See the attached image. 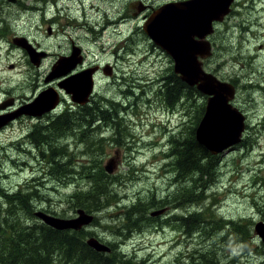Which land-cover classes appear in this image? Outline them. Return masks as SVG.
Instances as JSON below:
<instances>
[{"label":"flooded vegetation","instance_id":"obj_1","mask_svg":"<svg viewBox=\"0 0 264 264\" xmlns=\"http://www.w3.org/2000/svg\"><path fill=\"white\" fill-rule=\"evenodd\" d=\"M97 1L17 0L14 3L8 0L0 1V6L6 7L3 11L8 16V19L0 18V27L5 26L2 22L7 24L6 32H0V47L1 43H7L9 58L15 54V50L22 55V61L19 63L9 60L8 68L16 72L27 65L29 69H34L33 75L37 76L32 81L24 77L18 84L1 86L0 115L9 116L10 123L0 129V135L9 130L12 137L11 145L0 142V148L7 150L4 160L0 159V165L2 162H16L10 150L18 148L14 146L17 144H23V149L38 148L41 153L44 148L53 145H62L68 149V145L61 142L67 136H75L81 141L86 137L90 142V153L86 161L89 169L82 170L80 167L82 163H75L78 165L75 168L77 174L88 178L91 188V180L96 171V168L92 167L100 164L106 173L114 175L113 181L118 184L121 175L115 174L117 169L110 173L105 166L112 160L118 168L121 156L117 151L103 164L106 148L112 146L126 148L127 152L124 154L126 161H136L139 153H143L144 147L150 149L154 144L160 148L171 128L164 127L163 137L156 143H148L149 139H152L151 128L155 127V122L146 126L142 123L140 130H146L148 134L132 147L137 136V128L133 127L130 121V125H127L128 114L141 113L148 119L154 118L157 117L161 104L164 112L177 110L182 114V118L185 116V108L180 104L176 109L172 106L169 108L161 100V86L167 83L168 78L174 81L173 73H176L174 61L165 49L148 36L145 27L153 20L160 7L191 3L194 0ZM225 1L229 3L227 11L219 20L214 21V31L207 37V39L215 37L216 76L220 81L231 83L235 87V98L243 82L248 83L243 86L246 85L254 92L264 93L263 81L252 82L255 79L259 80L260 77L264 80V0ZM101 3L108 7L102 6ZM16 11H19L18 17L13 15ZM11 16L15 18L9 19ZM111 24L113 25L110 26ZM17 37H24L32 50L38 53L39 58L33 60L27 49L17 46L14 43ZM153 55L157 57L152 59ZM145 56L149 61H144ZM203 62L205 63L204 60ZM148 66L153 69L154 75L147 73L150 71ZM225 71L231 73L225 74ZM177 75L181 78L180 74ZM82 79H85L86 83L89 81L93 83L91 93L84 104L75 102L72 94L66 89V86L71 85L82 86L79 84ZM107 83L117 87L115 94L109 95L107 89L103 90ZM49 89L58 97L51 111L41 115L22 112L21 108L32 103ZM122 96L125 100L119 99ZM146 98L156 104L161 103L154 105ZM140 99L145 106L141 111L138 109ZM129 101L132 103L130 107L127 105ZM231 104L234 107L238 106V103L234 105L232 101ZM252 113L253 115H248L247 119L253 124L247 123L248 127L243 131L237 148L245 147L244 139L251 145L245 138L247 131L250 130V133L256 135L252 139L254 140L252 148L258 147L256 137L260 127H264V111L260 112L256 107L252 109ZM244 115L246 124V114ZM184 123L183 121L180 127L173 129L174 132L181 130ZM52 124L64 131H55L49 135L40 133ZM16 129L25 130L24 134L20 137L13 136ZM77 131L83 132L81 137ZM173 134L168 137L166 150L162 151V155L155 153L153 156L164 163L163 169L166 170L165 176L168 179L166 188L152 193L139 191L135 196H130L129 193V196H123L125 192L119 195L118 199H112L104 210L119 208L121 211L120 223L109 225L116 238H103L92 227L91 230L84 227L83 231L92 233L85 241L96 236L108 246L110 244L111 249L112 244L120 248L121 244L140 245L137 240H142L146 236L144 232L149 229L156 237L160 236L159 244L166 247L160 249L159 254L164 252L162 257L169 258L167 264H264V200L263 202L254 200L253 211L224 212L223 206H220L223 201L217 197L218 193L229 194L233 191L231 186L225 184L228 175L224 174V164L226 157L231 154L229 151L236 150L233 148L234 144L217 153L219 161L215 178L208 179L209 177L205 175V181L201 183L199 190L192 194L191 178L184 182L176 181L174 171L169 165L170 158L167 154L173 145ZM13 138L15 140H12ZM233 162L236 164L234 160ZM249 166L254 169L251 174L253 179L251 185L245 187L244 193L249 196L258 190L264 194V159L258 164L252 165L250 162ZM32 169L39 173L33 166ZM247 170L249 171L248 166ZM3 175L9 178L7 172ZM135 178L137 176L134 172L125 175L123 173L120 182L126 183L127 180ZM253 183L256 184L252 186ZM230 184L234 185L232 181ZM182 186L187 187V190L182 192ZM2 191L8 193L6 187ZM120 191L118 190L119 194ZM31 199L35 200L29 195L30 203ZM0 201L5 202V198H0ZM43 210L52 214L57 212L51 208ZM152 211L157 213L153 214ZM96 212L89 213L96 215ZM74 213L66 216L74 217L76 212ZM99 221L100 216L96 215L92 223L97 224ZM38 227L41 228L42 235L48 236L56 231L47 228L41 222ZM116 250L113 248L110 251ZM121 253L134 264H151L155 258L151 252L135 256L129 250Z\"/></svg>","mask_w":264,"mask_h":264},{"label":"rangeland","instance_id":"obj_2","mask_svg":"<svg viewBox=\"0 0 264 264\" xmlns=\"http://www.w3.org/2000/svg\"><path fill=\"white\" fill-rule=\"evenodd\" d=\"M97 1V0H95ZM98 2V1H97ZM102 4V3H101ZM104 7H108L104 4H102ZM13 15L16 17L19 16V11H16ZM15 16H11L12 19L15 18ZM111 24L110 26H112ZM112 31V29H111ZM110 36V35H109ZM210 41H213V53L210 57H207L203 59L205 63L203 62V68L206 71H210L213 74L216 75V44H215V37L209 38ZM7 43H1L0 47V89L1 86L7 87L10 84H18L20 81L23 80L24 77L28 79V81H32L35 79L37 76L33 75L35 72L34 69H29V67L26 65L22 67L20 70L14 72L9 70L8 68V62L9 60H14L15 62L19 63L22 61V55L18 50H15V54L9 58L7 54ZM148 56V55H147ZM157 55H153L152 59H155ZM144 61L147 62V57H144ZM150 68L147 73L154 75L153 69ZM145 71V70H144ZM231 72L225 71V74H230ZM262 78L260 77L259 80L255 79L252 82H257L260 83ZM80 85L84 86L86 84H81ZM244 84H248L243 82L240 87H239V92L237 91V97L232 100V103L236 105L238 103V106L236 107L240 109L244 114H246V124L245 128L248 127L247 123H250V125L253 124L249 119H247V116L250 115L252 116V109H255L257 107V110L260 112L264 111V93L261 92H254L253 90L247 88V86H243ZM264 86V83H263ZM60 88V87H59ZM63 89V88H60ZM107 89V93L109 95H113L116 93L117 87L107 83L103 87V90ZM50 90V89H49ZM45 90V91H49ZM58 91V89L56 88ZM53 93V92H52ZM59 93V91H58ZM2 93L0 92V97ZM47 98L52 99V101H48L47 107L52 106L54 103L57 102L55 101V98L58 99L57 95L52 96L50 94ZM78 100H82L80 97H76ZM119 99H124V96L120 97ZM149 100V102L153 103L154 105L160 104V103H154L151 99L146 98ZM236 100V101H235ZM35 101V100H34ZM59 101H60V94H59ZM260 102V103H259ZM132 103L130 101L128 102V106L130 107ZM46 107V108H47ZM240 107V108H239ZM145 106L142 103V99L139 101V110H143ZM148 108L146 107V110ZM22 110V108H21ZM42 110V109H41ZM40 110V111H41ZM157 117L155 116L154 118H147L144 114H138V115H133L132 113L128 114V122L127 125H130V122H132V126L137 128V136L135 137V141L132 144V147H135L138 142H140V138H143L148 134V131L146 130H140L142 123L143 125H150L152 122H155V127L151 128V137L152 139H149L150 142L148 143H153L158 141L159 138L163 137V132H164V127L171 126L168 137H171L174 130L178 126L180 127L183 123V121L186 123L188 121V118L185 116L182 118V114L180 111L174 110L170 111L169 113L164 112L162 110V106L160 104L159 110L157 112ZM41 114V113H40ZM9 117V116H8ZM10 118V117H9ZM10 120V119H9ZM36 121V120H34ZM130 121V122H129ZM10 122L4 123V126L9 125ZM27 130V128L25 129ZM23 129H16L14 132L13 136L20 137L24 134ZM140 130V131H139ZM245 130V129H244ZM45 132V131H43ZM250 131H247L245 138H247L250 142L251 145L249 147H238L239 143L234 144L233 148L236 150H230L229 153L231 152L230 155H228L226 158L227 160L225 161L224 168H225V173L227 174L228 177L226 178L225 184L227 186L232 187V192L227 194V193H218L217 197L218 200H222L223 204H220V206H223V211L228 212L231 210H234V212L239 211H253V201L257 200L260 202H263L264 194L262 192H259L258 190L255 191L252 195L246 196L244 193L245 187L251 185V180L253 177L251 176L252 169L253 167L249 166L250 162L253 165V163L258 164L260 160L262 161L264 159V127H260V132L256 139L258 138L257 141V148H252L253 147V141L252 140L256 135L254 133H250ZM76 133L81 135L83 132L77 131ZM92 133V131H91ZM92 136V134H91ZM1 144H10L11 141L10 138L12 137V133L7 130L3 132L1 135ZM168 137H166L163 142L160 144V148L156 147V145L153 144L152 148H145L143 153H139L138 155V160L136 161H130L125 159L124 154L127 152L126 148H114L113 146L111 148H106L105 150V156L103 157V164L106 162V160L109 158V156H114L116 152L118 151L120 154V166L117 168L115 174H120V179L118 183V187L120 191L119 195H123L125 192V195L130 194V196H135L137 192H156V191H161L166 188L167 186V177L166 175V170L163 169L164 163L161 161L159 158H153L155 153H159L162 155V151L166 150V142L168 140ZM255 139V141H256ZM12 140H15L14 138ZM129 142L131 140H128ZM223 141L220 139L218 142ZM62 143H66L68 145L69 151L74 153V157L71 161L70 166L73 168L71 173H68L67 177L65 178V182L58 180L55 178V175L49 174L48 172V165L49 164L45 157L50 150V146L47 148H44V150L40 153V150L38 148H25L23 149V144H17L14 145L18 148H14L10 150V153L12 154V158L16 160L15 163L12 161H9L8 163H4L2 166L8 173H9V179H2L1 183L4 185L9 186L11 189L16 188L17 186H26L29 183H32L31 186H34L37 191L35 194L34 198L35 200L31 199V203L29 205H26L25 211H20V217L23 223L26 224H34L37 223L39 224L40 222L47 225V227L56 229L48 224H46L43 219H41L39 216L36 215V212L39 211H44L43 208H51L55 209L57 212L65 214V216H61L57 213L54 212L48 213L54 216L58 217H64V218H71L66 215H74V210L72 207V203L68 200V197L71 193H73L75 190H78L80 188H87L90 185V181L88 178L81 177L79 174H77L76 169L78 165L75 163H83L87 161V158L89 157L90 153V142L89 138L84 137L83 141L80 139H77L75 136H67L61 140ZM256 145V142H254ZM143 144V143H142ZM141 144V145H142ZM150 145V144H149ZM225 145V144H224ZM220 147V146H219ZM230 147V146H229ZM232 148V149H233ZM244 148V149H242ZM233 151V152H232ZM92 152V148H91ZM7 150L0 148V159L4 160L6 156ZM261 153V154H260ZM257 154H260V156ZM149 158L151 160H149ZM62 161H67V158H60ZM233 160L236 162L234 164ZM32 166L36 168L38 172L32 169ZM247 166L249 168V171L247 170ZM132 171L135 173L137 178L133 180H127L126 183H121L120 180L123 177V173L125 171ZM47 171V172H46ZM86 173V172H85ZM78 175V177H75ZM250 176V177H249ZM35 178V179H34ZM230 181L234 183V185L230 184ZM256 183H253L252 186H254ZM261 185H263L261 183ZM37 187L39 189H37ZM129 193V194H128ZM225 202V203H224ZM31 210V212L29 210ZM28 210V211H27ZM35 211V212H34ZM155 211V210H153ZM152 211V212H153ZM29 212L31 214H29ZM45 212V211H44ZM76 216H77V210ZM157 212H153L155 214ZM57 214V215H56ZM96 215L100 216V221L97 224L91 223L88 226H85L87 230H91V227L97 232L98 235H100L103 238H110V239H115L116 234L111 230V227L109 225L111 224H117L120 223V215L121 211L119 208H112L109 211L107 210H102L99 212H96ZM95 215V216H96ZM75 217V216H74ZM41 220V221H40ZM11 223V222H10ZM12 224V223H11ZM42 224V225H43ZM84 228V227H83ZM41 229V228H40ZM45 230V229H43ZM59 230V229H56ZM66 230H73V229H66ZM144 234L146 235L143 237L142 240H137V242L140 244L136 245H125L121 244V249L124 252H127L128 250L134 253L135 255H147V252H151L154 254V259L151 264H167L169 258L164 259L163 254L160 253V249H165L166 247H162V245L159 244V237H156L155 233L152 232V230L147 229ZM89 235L86 236V238ZM96 237V236H92ZM91 238V237H89ZM88 238V239H89ZM136 253V254H135ZM162 260V261H158Z\"/></svg>","mask_w":264,"mask_h":264},{"label":"trees","instance_id":"obj_3","mask_svg":"<svg viewBox=\"0 0 264 264\" xmlns=\"http://www.w3.org/2000/svg\"><path fill=\"white\" fill-rule=\"evenodd\" d=\"M5 8L0 6V18L8 19L6 12L3 11ZM2 23L5 26L0 27V32H6L7 24ZM173 78L174 81L168 78L167 83L161 86V100L169 108L172 106L176 109L179 104L184 107L188 121L180 128L181 130L174 132L173 145L167 155L170 158L169 165L174 171V179L184 182L191 178L190 191L195 194L205 181V175L209 177L208 179L215 178L219 154L211 153L197 139V128L205 114L208 96L200 92L196 86H190L181 80L176 73H173ZM55 131L64 130L62 128L59 130L52 124L40 133L49 135ZM244 142L248 148L249 143L245 139ZM44 157L49 163L47 164L49 174L65 182L67 174L73 169L70 164L74 153L65 146L53 145ZM60 158H67V161ZM80 167L87 170V162L82 163ZM92 168H96V171L91 180V188L90 185L87 188H80L68 197L74 212L77 208H83L88 212L102 211L112 199L119 198L118 184L113 181L114 175L106 173L100 164ZM129 172L132 171L127 170L124 175ZM31 184L26 186L27 190L18 187L8 193L0 191V198H5V202L0 201V264H134L131 259L123 257L120 246L112 245L118 250L112 251L113 253H101L90 247L85 239L92 233H87L83 229L78 231L55 229V233L47 236L42 235L37 223L32 225L23 223L19 212L25 211L26 205H29L28 196L33 197L37 193ZM185 190L187 187L182 186L181 191ZM55 213L65 216L60 212Z\"/></svg>","mask_w":264,"mask_h":264},{"label":"water","instance_id":"obj_4","mask_svg":"<svg viewBox=\"0 0 264 264\" xmlns=\"http://www.w3.org/2000/svg\"><path fill=\"white\" fill-rule=\"evenodd\" d=\"M8 1L14 3L17 0ZM228 5L225 0H194L191 3L168 4L160 7L154 14L153 20L145 27L148 36L171 56L174 61V71L180 74L182 80L190 86H196L200 92L208 96L205 114L197 128V139L213 154L239 143L245 129V115L231 104L235 98V87L231 83L220 81L215 74L203 68V59L213 53L211 41L207 37L214 31V21L224 16ZM14 43L27 49L33 60L39 58L38 53L32 50L24 37L15 38ZM80 82L86 83V80L82 79ZM92 87L93 83L89 81L81 89L76 85L66 86V89L72 94L74 101L85 103ZM50 94L53 96L54 93L51 90L44 91L35 101L26 105L22 112L41 115L51 110L56 103L47 107L48 101H52L47 98ZM76 97L82 98L83 101ZM218 111L222 115L221 121L220 116H216ZM9 119L7 115L1 116L0 127ZM216 120L222 125V129L228 128L225 135L222 130H218ZM228 124L231 125L227 127ZM220 135H223L225 140L218 142L220 138L216 142V137ZM105 167L109 172L117 169V165L112 160ZM36 215L46 224L59 230H80L90 225L95 218L93 213H88L83 208H79L77 216L71 218L54 216L44 211L36 212ZM87 244L99 252L111 250L97 237L89 238Z\"/></svg>","mask_w":264,"mask_h":264},{"label":"bare ground","instance_id":"obj_5","mask_svg":"<svg viewBox=\"0 0 264 264\" xmlns=\"http://www.w3.org/2000/svg\"><path fill=\"white\" fill-rule=\"evenodd\" d=\"M220 111H221V110H220ZM214 115H215V114H214ZM216 116H218V117L220 116V121H221V116H222V115L219 113V111L216 112ZM218 121H219V118H218ZM216 124H218V126H219V127H218V130H219V131L222 130V133L224 132L223 135H225V134H226L225 132H226V130H227L228 128H224V129H222V125H220L219 122H217V120H216ZM230 125H231V124H228L227 127H229ZM227 132H228V131H227ZM216 134H217V133H216ZM218 134H219V133H218ZM223 135H220L219 137H216L215 141L217 142V140H219L220 138L223 139V140H225V139L223 138ZM227 136H228V135H227ZM213 138H214V137H213ZM90 162H91V161H90ZM88 169H89V168H88ZM34 212H35V211H34ZM30 214H31V213H30ZM122 220H123V219H122ZM126 220H127V219H126ZM96 223H97V222H96ZM134 223H135V222H134ZM125 224H127V223H125ZM131 224H132V223H131ZM131 224H130V226H131ZM136 224H137V223H136ZM133 225H134V224H133ZM136 226H137V225H136ZM127 227H128V225H127ZM134 227H135V226H134ZM125 228H126V227H125ZM125 228H124V229H125ZM130 229H131V228H130ZM134 229H135V228H134ZM132 230H133V229H132ZM127 231H128V230H127ZM133 231H134V230H133ZM112 245H113V244H112ZM109 246H110V244H109ZM114 247H115V246H114ZM117 247H119V246H117ZM112 249H113V248H112ZM112 249H111V250H112ZM116 249H117V248H116ZM120 249H121V248H120ZM110 252H111V251H110ZM113 252H114V251H113ZM113 252H112V253H113ZM117 252H118V250H117ZM101 253H102V252H101ZM122 254H123V253H122ZM112 255H113V254H112ZM112 255H111V256H112ZM125 255H126V253H125ZM126 257H127V256H126ZM127 258H128V257H127Z\"/></svg>","mask_w":264,"mask_h":264}]
</instances>
